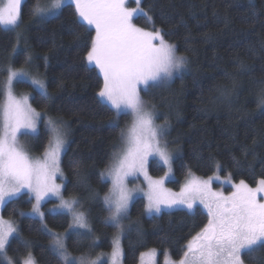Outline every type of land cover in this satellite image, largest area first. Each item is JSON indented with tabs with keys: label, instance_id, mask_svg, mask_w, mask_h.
I'll use <instances>...</instances> for the list:
<instances>
[{
	"label": "trees",
	"instance_id": "obj_1",
	"mask_svg": "<svg viewBox=\"0 0 264 264\" xmlns=\"http://www.w3.org/2000/svg\"><path fill=\"white\" fill-rule=\"evenodd\" d=\"M34 3L23 1L18 27L0 25V103L7 68L26 65L31 57L44 77L47 96L29 82L15 85V92H28L31 106L43 114L28 146L34 154L44 151L46 117L65 122L62 195L80 201L91 231L78 235L79 231L69 230V214L49 212L44 222L50 231L45 230L39 219L22 215L33 204L23 193L3 209L4 217L18 223L7 255L21 264L31 251L38 264H62L51 247V231L67 230L66 249L72 255L112 248L116 227L104 206L109 182L101 173L119 145L128 116L117 115L97 96L102 78L86 62L94 31L80 21L75 7L66 4L54 17L38 20L30 15ZM141 9L135 23L145 30L161 29L165 40L187 59L185 72L142 91L144 102L167 125L168 142L178 148L169 185L178 188L193 173L256 186L264 179V108L258 107L264 89V0H141ZM162 172L163 167L151 162L150 174ZM144 207V198L137 197L124 219L123 264H137L140 254L150 249L157 250L160 258L166 254L178 260L208 222L199 207L149 216ZM243 259L264 264V247L245 253ZM0 264L7 263L0 258Z\"/></svg>",
	"mask_w": 264,
	"mask_h": 264
},
{
	"label": "snow or ice",
	"instance_id": "obj_2",
	"mask_svg": "<svg viewBox=\"0 0 264 264\" xmlns=\"http://www.w3.org/2000/svg\"><path fill=\"white\" fill-rule=\"evenodd\" d=\"M127 2L71 0L80 21L95 29L86 60L89 65H95L103 77V85L97 93L99 100L110 105L117 115H131L133 118L127 136L122 134L124 149L107 169L111 188L104 195L103 202L109 212L108 220L117 228L122 227L121 221L127 216L135 191L127 187L128 178L143 174L148 182L146 213L158 214L162 206L172 208L184 205L192 209L197 200L208 209V222L188 241L179 264H243V253L264 247V203L256 199L257 193L264 192V179L259 180L254 189L241 180L239 185L234 186L236 191L227 197L211 190V177L207 181L192 179L181 188L178 196H172L163 188L168 173L157 180L148 176L150 158H158L164 166L170 167L172 157L166 145L161 144L164 128L155 125L154 113L145 108L139 86L144 85L146 89L150 83L171 80L187 61L175 54V46L165 40L161 29L148 31L133 23L134 16L143 13L141 0H135V8L127 7ZM22 3L23 0H6L0 6V25L12 26L13 29L18 27ZM64 4L65 0H48L47 3L35 0L30 15L48 19L57 15ZM30 61L31 57H27L25 63ZM14 82H30L47 96L42 81L29 77L23 70L13 71L9 67L5 83L6 102L0 109V205L26 190L35 199L31 214L39 215L43 220L41 202L55 196L60 200L58 208L72 217L69 229L90 232L86 214L77 210L80 201L75 196L64 199L62 184L56 183L58 177L63 180L60 164L66 133L62 123L51 117L45 121L48 140L43 158H30L19 144L18 136L37 134L42 116L28 103V97L13 95ZM258 107L264 108V89L261 90ZM104 175L101 173L102 177ZM16 231L10 221L0 217V258L7 264H13L7 257V245ZM52 247L62 264H98L99 258L90 260L83 255L71 256L66 249L65 236L54 235ZM121 255L119 240L116 239L111 264H117ZM147 255L150 264H155V250ZM141 256L145 254L141 253ZM21 264H35L31 253Z\"/></svg>",
	"mask_w": 264,
	"mask_h": 264
},
{
	"label": "rangeland",
	"instance_id": "obj_3",
	"mask_svg": "<svg viewBox=\"0 0 264 264\" xmlns=\"http://www.w3.org/2000/svg\"><path fill=\"white\" fill-rule=\"evenodd\" d=\"M23 1H24V0H23ZM47 2H48V0H42V3H47ZM4 3H6V0H0V6H2ZM66 4H72V3H71V0H65V4H64V6H65ZM72 5L75 7L74 4H72ZM136 6H137V5H136V3H135V0H128V2H127V7H129V8H135ZM140 8H141V3H140ZM141 14H142V13H137L136 16H134V18H133V23H134L137 27H140V26H138V25L135 23V18H137V17L140 16ZM35 18L38 19V20H44V19H41V18H39V17H35ZM19 24H20V20H19ZM1 26L4 27V28H12V26H6V25H1ZM87 26H88V25H87ZM88 27H89V26H88ZM15 28H16V27H15ZM90 28H92V27H90ZM140 28H142V27H140ZM12 29H13V28H12ZM92 29H93V31H94V36H95V29H94V28H92ZM148 31H152V29H149ZM155 43H158V42H155ZM169 44H171V43H169ZM172 45H173V44H172ZM175 54H176L177 56H182V55L178 54V53L176 52V50H175ZM183 57H184V56H183ZM185 58H186V57H185ZM186 61H187V59H186ZM86 62H87V60H86ZM87 64H88V62H87ZM88 65H89V64H88ZM89 66H90V67H94V68L96 69L97 73L100 75L99 70L95 67V65H89ZM10 67H11V66H10ZM11 68H12L13 71L23 70V71L27 72V73L29 74V77H31V78H36V79H39L40 81H42V82L44 83V85H45V88H46V84H45L44 77L42 76V74H40V73L34 68V66L31 64V62H29V63L26 64V65L19 66L18 68H14V67H11ZM8 69H9V67L7 68V76H8ZM186 69H187V63H186V65H185V67H184L180 72H178V73H174V74H173V77H174L175 75H178V74H181V73L185 72ZM7 76H6V78L4 79V82H3V84H2L3 99H2V101H1V103H0V109L3 108V106H4L5 102H6L5 83H6V81H7ZM100 76H101V75H100ZM173 77H172V78H173ZM101 78H102V82H103V77L101 76ZM169 81H170V80H169ZM169 81L161 82V83H156V84H151V83H150V86H149V87H151V86H153V85H163V84H165V83H168ZM16 83H18V82H14V84H13V95L16 96L17 98L28 97V103L31 105V103H30V94H29L28 92H22V93H16V92H15L14 88H15ZM29 83H30V82H29ZM149 87H147V88L145 89L144 85H140V86H139V89H140V96H141V99H142L143 102H144V100H143V98H142V91H147ZM35 89L38 90V91H40V90L37 89V88H35ZM40 92H41V91H40ZM102 102H103V101H102ZM103 103H104V102H103ZM105 104H106V103H105ZM107 105H108V104H107ZM108 106L111 108L110 105H108ZM144 106H145V108H146L147 110H150V111H152V112L154 113V116H155L154 123H155V125H157V126H163V128H164V133H163V135H162V137H161V144H162V145H166V147H167V151L169 152V154H170L171 157H172V163H171L170 167H168V166H164V165L159 161L158 158H155V157L150 158V162H149L148 167H147V174H148L149 177H151V179H153V180L160 179V178H162V177H165V173H168L167 178L164 180L163 188H164L168 193H170L172 196H178L179 193H180V191H181V188H182L184 185H186L190 180H192V179H196V180H200V181H207L210 177L212 178V181H211V185H210V187H211V190H212L213 192L223 193V195L227 197V196H230L233 192L236 191V188H235L234 186H235V185H239L240 182H237V183H235V182H231L228 178H223V177H221V176H219V175H217V174H213V175H211V176H209V177H199V176H197V175H195V174H193V173H190V174H188L187 178L184 179V181L181 183V185H180L178 188H173L171 185H169V183H170L171 181L174 180L173 160H174L175 157H176V154H177V150H178V148L175 147V146H173L172 144H170V143L168 142V140H167V138H166V136H165L166 129H167V125H166L165 123H163L162 121H159V120H158V116H157L155 110H154L151 106H149L147 103H145V102H144ZM31 107H32V106H31ZM32 108H33V107H32ZM33 109H34V108H33ZM111 109H112V108H111ZM35 110H36V109H35ZM36 111L39 112V113H41V112L38 111V110H36ZM114 111H115V110H114ZM41 116H43L42 113H41ZM127 116H128V121H127V123L125 124L124 128L122 129V133H121V135H120V142H119V145H118V147L115 149V151L113 152L112 159H111L109 165H108V166L105 168V170L103 171V173H105V175H104V177H102V178L109 182V189L111 188V180H110V178H108V176H107V169H108V168L111 166V164L113 163V161H114V157H115L117 154H119V153L124 149V147H125V140L122 138V134L124 135V137L127 136L128 130L130 129V127H131V125H132V122H133V118H132V116H131V115H127ZM48 118H50V117H46V118L44 119V123H45V121H46ZM51 118H52V117H51ZM54 119H55V118H54ZM56 120H57L58 122H61V121L58 120V119H56ZM40 121H41V120H40ZM40 121H39V123H38V129H39ZM0 123H2V120H0ZM61 123H62V126L64 127V129H65V133H66V132H67V128H65V122H61ZM31 136H33V135H32V134H28V135L20 134V135L18 136V142H19V144L23 147L24 151L29 155L30 158H32L33 160L42 159V158H43V155H44V151H43L42 153H40V154H34V153H31V151H30V148H29V146H28V142H29L28 139H29V137H31ZM65 139H66V144H67V133H66ZM66 144H65V147H66ZM44 150H45V149H44ZM151 162H155V163L157 164V166H161V167H163V172H162L160 175H152V174H150V164H151ZM60 168H61V167H60ZM56 183H57V184H62V189H61V192H62V190H63V184H64V177H63V180H61V179L58 177V178L56 179ZM245 184H246V183H245ZM248 186H249V185H248ZM257 186H258V184H257L256 186H249V187L254 189V188H256ZM127 187H128L129 189H135V191H134V198H133L132 202H133L134 199H136L137 197H142V198H144V200H145V204L147 203V199H146V195H145V194L148 192V182H147V180H146V178H145V176H144L143 174H138V176H136V177H129V178H128V182H127ZM108 192H109V190L107 191V193H108ZM23 193H27V191L25 190V191L21 192L17 197H19V196L22 195ZM27 194H29V193H27ZM105 194H106V193H105ZM29 196L31 197V199H32V201H33L32 203H35V199H34V197H32L31 194H29ZM62 196H63V195H62ZM17 197H16V198H17ZM103 197H104V196H103ZM16 198H14V199H16ZM63 198H64V199H68V198H65V197H63ZM256 199H257V201H258L259 203H264V192L257 193V195H256ZM49 201H53V203L51 202L49 205H47V207H44L45 204L49 203ZM7 202H8V201H7ZM7 202H6L4 205H0V217H2L5 221H10L11 224H12V225L16 228V230H17V231H16V232H15V233L9 238V241H10L14 236L18 235V223H17L16 220H14V219H12V218H6V217H4V215H3V209H4L5 205L7 204ZM132 202H131V203H132ZM59 203H60V200L57 199L55 196L47 197L46 199H44V200L41 202V205H40V212H42V213L44 214V216H43V220H41V218H40L39 215H32V214H31V208H32V207H31L30 209H28V210H25V211L23 212V214H24L25 216H31V217H34V218L39 219V220L41 221V223H42L44 229L47 230V231H50V230H48V229L45 227V222H44L45 213H46V212H49V213H66V212H64L63 210H61V209L58 208ZM131 203H130V205H131ZM197 207H199L201 210H203V211L208 215V209L204 206V204H201V203L199 202V200H197V201L195 202V204H194V206H193L192 209H188V208H187L186 206H184V205H178V206H174V207H172V208H167V207H163V206H162L161 211H171V210H175V209H185V210L192 211V210H194V209L197 208ZM129 208H130V206H129ZM77 210H78V211H82L78 205H77ZM128 210H129V209H128ZM66 214H68V213H66ZM145 214H146L147 216H149V215H154V214H157V213L148 214V213L145 212ZM69 215H70V214H69ZM124 219H125V218H123L122 221H121V225H122L121 228H117V227L114 225V226L116 227V230H115V234H114V236H113V242H114V240H116V239L119 240V246H120L121 253H122V255L119 256V257L117 258V264H123V261H122V259H123L122 238H123L124 231H125V225H124V224H125V220H124ZM70 221L72 222V217H71V215H70ZM87 222H88V220H87ZM69 230H71V229H69ZM69 230H68V231H69ZM77 231L81 232V231H84V230H83V229H77ZM85 231H86V230H85ZM66 232H67V230L64 231V232H54V231H51V233H50V237H51V247H52V241H53V236H54V235H62V236H65V245H66V238H67V235H65ZM186 245H187V244H186ZM52 249H53V247H52ZM152 250H155V249H150V250H146V251L142 252V253L145 254V256L142 257L141 254H140V256H139V260H138V263H137V264H150L149 257H148L147 254L150 253ZM185 250H186V247H185ZM67 251H68V250H67ZM112 251H113V243H112V248H111L110 250H108V251L97 252V253L94 254V255H91V254H84L83 256H87L90 260H97V258H99V260H98V264H111ZM54 252H55V251H54ZM155 252H156V255H155V258H154V259H155V264H166V261H167V264H179L181 258L183 257V256L180 257V259H178V260H173V259H171L168 255L165 254L164 256H162V257L160 258V254H159V252H158L157 250H155ZM29 253H31L32 257L34 258L32 252H31V251H28V252L23 256L21 262L24 260V258H26V257L28 256ZM55 253L57 254V252H55ZM68 253H69L71 256H73V257H79V256H82V255H72L69 251H68ZM246 253H247V252H246ZM244 254H245V253L242 254L243 264H248V263L245 262V260L243 259V255H244ZM7 257L10 258V259L12 260L13 264H17V263L14 262V260H13L11 257H9L8 255H7ZM34 260H35V258H34ZM3 261H4L5 263H7L6 260H3ZM35 264H38V263L36 262V260H35Z\"/></svg>",
	"mask_w": 264,
	"mask_h": 264
}]
</instances>
